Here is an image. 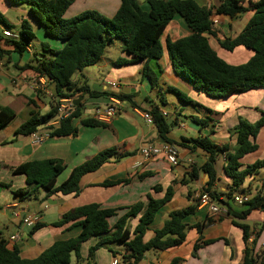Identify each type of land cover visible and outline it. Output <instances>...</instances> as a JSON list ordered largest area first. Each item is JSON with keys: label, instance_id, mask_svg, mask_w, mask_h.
<instances>
[{"label": "crops", "instance_id": "1", "mask_svg": "<svg viewBox=\"0 0 264 264\" xmlns=\"http://www.w3.org/2000/svg\"><path fill=\"white\" fill-rule=\"evenodd\" d=\"M113 1L110 8L103 7L111 12L112 17L120 6V0ZM194 1L202 7L214 10L220 4L219 0ZM0 7V11L7 17V22L14 27L12 31L19 32L22 23L28 21L35 32V39L21 55L13 51L12 44L2 41V49L10 53L0 57V108H10L15 113V118L0 130V233L5 236L10 248L19 249L23 259H35L55 242L77 237L80 228L67 229L70 225L56 228L52 224L78 207L97 204L101 209H115L116 215L108 220L112 228L127 213L129 207L138 202L147 203L148 196L162 199L165 190L172 187L174 190L172 199L162 207L144 237L145 241H149L154 236V230L161 228L171 212L195 203L196 195L209 181L208 175L199 170L207 161L208 154L200 148L191 150L177 146L180 152L178 166H171L164 158H159L147 161L139 168L135 167L142 159L140 157L142 148L159 147L165 143L158 135L156 124H148L142 113L150 112L154 107L168 113L165 117L170 125L168 136L177 143H182V139L207 138L218 147L228 146L231 153L237 149L236 129L239 120L243 119L254 124L264 118V88L252 89L226 98H210L196 91L189 81L176 75L168 57L164 55L161 60L149 63L156 73L159 69L162 70L159 88L153 90L149 80L142 78L141 75L144 62L115 65L120 58L132 59L122 51V44L115 42L113 46L107 48L100 62L93 66L94 75H90L86 68L74 77V81L82 86L85 82L89 85L91 80L99 84L101 91L114 94L124 90V93L129 95L131 103L127 101L129 104L120 114L106 123V127H87L81 122L94 119L95 109L109 104L110 98H92L86 94L77 107L79 115L73 120L77 134L51 137L44 143L35 145L30 135H17L16 131L34 113L40 115L49 113L56 99L54 86L44 78H37L29 66L37 65L36 58H41L42 44H48L51 49L59 50L64 43L47 37L44 28L32 20L27 5H15L9 0H0ZM252 15L253 13L248 11L234 18L225 15L214 16L218 35L217 39L212 38L210 43L226 62L238 65L247 62L253 56L252 51L244 48H238L233 53L224 51L218 43L237 37ZM41 30L45 38L37 40L36 35ZM190 34L184 21L176 17L165 29L161 41L165 46L167 40L176 41ZM239 53L241 55L244 53L242 60L245 61H238L235 54ZM108 82L118 83L119 88L116 90L109 88ZM169 88L184 93L197 105L183 103L174 93L168 91ZM159 91L163 94V104L160 103ZM168 106L173 109L168 110ZM196 120L205 121V124H200ZM46 131L47 129L41 128L38 133ZM253 140L258 150L240 160V171L257 161L264 160V125ZM108 149H115L113 157L98 171L89 173L81 179V191L77 195L57 194L47 201H42L46 194L44 191L37 195V199H24L15 195L16 191L26 189L28 185L26 177L14 174L13 168L31 161L60 160L65 164L64 171L57 179V185H60L67 180L74 168ZM226 159V156L219 155L214 164L217 179L214 189L222 192H228L233 188L232 179L224 171ZM193 167L199 170V178L196 180L189 178ZM125 181L129 183H123ZM116 182L118 184L109 185ZM156 186H161L163 191L155 192L153 189ZM234 193H245L251 198L257 195L264 196V168L254 174H248L244 183ZM48 201L54 203L49 204ZM230 204L232 213H240L246 209L237 207L232 201ZM30 214H39L40 224L44 225L32 235H29L31 228L21 222L23 217ZM208 220H212L211 224L199 233L194 226ZM184 222L192 228L186 231V240L180 247L162 252H149L140 264H242L245 244L242 231L233 225L234 222L249 225L251 233L259 231L257 238L253 237L256 239L255 251L260 253L264 248L263 208L254 210L246 220H240L232 214L216 216L209 208L199 206ZM138 223L139 217L131 219L129 221L131 230ZM15 236L16 239L11 241L10 239ZM97 241V238H93L83 244L81 250L83 258L87 257L89 248ZM196 244L200 245L197 250L194 249ZM112 251L117 253L118 259L125 254L121 243H111L95 253L91 264H112L114 261Z\"/></svg>", "mask_w": 264, "mask_h": 264}, {"label": "trees", "instance_id": "2", "mask_svg": "<svg viewBox=\"0 0 264 264\" xmlns=\"http://www.w3.org/2000/svg\"><path fill=\"white\" fill-rule=\"evenodd\" d=\"M15 5H27L32 20L45 30L47 37L60 40L64 46L60 50H53L48 44H42L41 58H36L37 65L29 66L37 78H44L54 86L56 103L52 110L45 114H33L17 131V135L29 136L46 126L55 116L60 100L73 98L76 95L88 94L92 98L116 97L129 101L125 93H109L107 91H94L85 82L82 86L74 81L77 74L88 67L100 62L107 48L114 45L116 40L122 44V51L132 57L131 60L118 59L115 65L136 64L144 62L141 71L142 78H147L152 89L159 88V77L162 70L156 73L150 62L159 61L166 55L171 63L174 73L187 81L193 88L210 98H226L233 94L248 92L252 89L264 88V0H219L215 8L200 6L194 0H120V6L113 17L109 18L97 11H87L70 19L65 15L76 0H9ZM253 15L243 31L234 39L218 41L220 48L233 53L238 48L252 51L253 56L245 63L233 65L223 60L212 47L210 41L217 39L218 31L215 28L214 16L225 15L231 18L245 12ZM180 17L191 34L182 39L167 40L165 46L161 38L169 23ZM14 27L7 22L5 15L0 11V57L10 52L2 49L4 41L12 44L13 51L23 54L35 39V32L30 22L24 21L18 32L17 40L3 35L5 29ZM177 98L186 104L197 105L187 95L175 88H169ZM160 103H164L162 92H158ZM131 103V102H130ZM78 110V108H77ZM69 119L63 121L59 128L51 130V137H67L77 134V127L73 120L79 115L78 111ZM156 124L158 135L165 143L191 150L202 149L208 154L207 161L199 169L208 175L209 181L202 188L212 200L227 208V214L235 218L246 220L254 211L264 208V196H254L242 207L246 209L240 213L231 212V198L237 189L244 183L248 174H254L264 168V160L257 161L240 171V160L246 155L258 150L254 138L264 125V118L254 124L240 119L236 129L237 149L229 151L228 146H216L209 139L185 140L177 143L169 138L170 125L160 113L158 107L150 111ZM15 113L10 108H0V130L4 129L13 119ZM200 124L205 121L196 120ZM82 125L87 127H106L104 122L95 119L83 120ZM191 144L192 146H190ZM115 154V149L100 152L92 159L74 168L67 180L57 185L58 176L64 171L65 164L60 160H42L24 163L12 171L14 174L24 175L28 187L18 190L15 195L24 199H37V195L44 191L47 201L54 195H77L81 191V179L98 171ZM219 155L227 157L224 171L232 179L233 188L228 192L214 189L217 181L214 164ZM199 170L195 167L189 174L191 180L199 178ZM123 183H129L125 181ZM110 183L109 185H116ZM162 192L161 186L153 189ZM174 194L172 187L165 190L162 199H153L148 196V202H138L128 208L127 213L110 227L109 218L116 215L115 209H101L97 204H89L73 209L64 214L62 218L52 224L53 227L67 229L80 228L77 237L57 241L35 259H23L17 247H9V242L0 233V264H91L95 253L102 247L111 243H121L125 254L119 259V264H140L149 252H162L180 247L186 240L187 226L184 220L193 215L199 207V200L195 197L194 204L169 214L168 219L161 228L154 230V236L145 241L144 237L150 230L151 224L159 214L162 207L168 203ZM191 199V196H189ZM139 217V223L131 230L129 221ZM212 220L194 226L200 233L211 224ZM243 234L245 244L242 264H264V248L262 252L255 251L256 239L249 242L250 226L234 222ZM37 224L30 229L29 235L43 228ZM97 238L95 245L91 246L86 258L81 255L82 246L90 239ZM200 245H195L197 250ZM114 259L117 253L112 251ZM75 259V263H73Z\"/></svg>", "mask_w": 264, "mask_h": 264}, {"label": "built area", "instance_id": "3", "mask_svg": "<svg viewBox=\"0 0 264 264\" xmlns=\"http://www.w3.org/2000/svg\"><path fill=\"white\" fill-rule=\"evenodd\" d=\"M215 23V21H214ZM3 35L7 38L17 40L19 38V33L14 32L9 29H5L3 31ZM29 48V47H28ZM111 89H118L119 85L116 82H108L107 85ZM80 96L76 95L73 98L62 99L59 101L57 105V110L54 118L43 128L47 129L46 132L38 133L35 132L31 134L32 142L35 145H40L44 143L47 139L51 138V130L59 128L61 123L69 118H71L77 110V106L75 105L76 99ZM129 103L126 100H122L116 97L110 98V103L107 105L98 106L94 113L93 118L97 121L108 123L111 121L116 115L120 114L123 108L128 105ZM160 113L167 117L168 113L164 111H160ZM143 118L146 120L148 124H153L154 120L151 116L150 112L142 113ZM225 157V155H223ZM140 157L142 158L138 161L135 167L139 168L143 166V164L150 160H157L159 158H164L168 164L171 166H178L180 163V152L176 145L164 143L159 147H144L140 150ZM196 198L199 200L200 207L209 208L210 212L216 216L226 215L227 208L219 206L216 204L211 196L204 192L203 189L196 195ZM252 198L245 193H234L232 195L231 201L234 205L237 206H244L247 204ZM40 215L39 214H30L21 219L23 225L27 227H34L35 225L40 223ZM254 236L249 238V242L252 243ZM16 239L12 237L10 240ZM112 264H119V259H114Z\"/></svg>", "mask_w": 264, "mask_h": 264}, {"label": "rangeland", "instance_id": "4", "mask_svg": "<svg viewBox=\"0 0 264 264\" xmlns=\"http://www.w3.org/2000/svg\"><path fill=\"white\" fill-rule=\"evenodd\" d=\"M113 2H114L113 0H77L71 6L70 11H68L71 15H68V13H67L65 15V18L66 19H70L72 17L77 16L78 14H82V13H85L87 11H97V12L101 13L102 15L111 18L112 17L111 12H109V10H107L106 8H103V7H109ZM94 7L102 9V11H100L99 9L94 8ZM0 9H1V7H0ZM43 38H45V34L41 30L40 33H38L36 35V39L39 40V39H43ZM48 38H50V37H48ZM51 40L55 41L56 39L52 38ZM116 43L118 44V43H120V41L116 40ZM54 50H56V49H54ZM235 56L238 58V61H241V62L245 61V60H242L243 59L242 57L244 56V53L242 55L240 53L239 54H235ZM243 63H245V62H243ZM92 70H93V66L92 67H88V73L90 75H94L92 73ZM89 82H90L89 85L91 86V88H92L93 85H99V84H95L96 82H92L91 80H89ZM167 109L169 110V109H173V108L168 106ZM240 207H242V206H240Z\"/></svg>", "mask_w": 264, "mask_h": 264}, {"label": "water", "instance_id": "5", "mask_svg": "<svg viewBox=\"0 0 264 264\" xmlns=\"http://www.w3.org/2000/svg\"><path fill=\"white\" fill-rule=\"evenodd\" d=\"M92 90H94V91H98V92H101V88H100V86H98V85H93L92 86ZM121 93H124V90H121ZM86 96V93H83L81 96H79L77 99H76V101H75V105L78 107L79 105H80V103H81V101L84 99V97ZM207 183V182H206ZM49 202V204H53L54 202H52V201H48ZM264 209V208H263Z\"/></svg>", "mask_w": 264, "mask_h": 264}]
</instances>
